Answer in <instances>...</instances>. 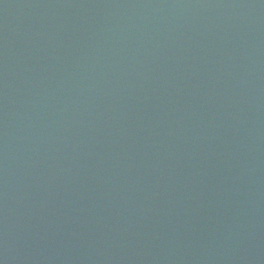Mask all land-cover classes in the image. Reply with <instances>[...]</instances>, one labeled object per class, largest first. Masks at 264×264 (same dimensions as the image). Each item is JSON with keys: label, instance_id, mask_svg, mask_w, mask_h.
I'll list each match as a JSON object with an SVG mask.
<instances>
[{"label": "water", "instance_id": "water-1", "mask_svg": "<svg viewBox=\"0 0 264 264\" xmlns=\"http://www.w3.org/2000/svg\"><path fill=\"white\" fill-rule=\"evenodd\" d=\"M0 264H264V0H0Z\"/></svg>", "mask_w": 264, "mask_h": 264}]
</instances>
